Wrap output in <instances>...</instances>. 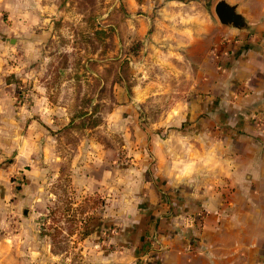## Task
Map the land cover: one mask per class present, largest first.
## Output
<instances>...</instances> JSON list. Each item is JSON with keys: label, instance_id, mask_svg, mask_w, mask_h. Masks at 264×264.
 <instances>
[{"label": "crops", "instance_id": "1", "mask_svg": "<svg viewBox=\"0 0 264 264\" xmlns=\"http://www.w3.org/2000/svg\"><path fill=\"white\" fill-rule=\"evenodd\" d=\"M218 1L111 0L104 13L130 73L129 89L113 82V106L68 163L74 188L108 203L93 231L111 232L90 264H264V0H223L247 29L222 24ZM5 62L0 213L23 223L32 201L23 190L49 161L40 121L49 125L54 107L36 76L32 105L16 106L26 78L19 61Z\"/></svg>", "mask_w": 264, "mask_h": 264}, {"label": "rangeland", "instance_id": "2", "mask_svg": "<svg viewBox=\"0 0 264 264\" xmlns=\"http://www.w3.org/2000/svg\"><path fill=\"white\" fill-rule=\"evenodd\" d=\"M111 3L0 0V62L19 61L26 78L16 86L13 102L32 105L30 92L36 89L29 80L36 76L44 102L54 107L48 112L49 125L38 119L47 136L43 141L48 143L49 161L43 163L45 175L23 190L32 200L19 214L27 220H10L1 210L0 264H90L88 255L111 232L109 227L101 234L93 231L95 221L109 218L104 215L108 203L103 194L75 189L68 165L79 140L89 137L113 106V82L129 89V65L117 56L125 50L119 47L114 57L115 43L106 26L104 13ZM10 38L20 42L15 53L13 47L7 49L15 44ZM131 40V46L140 42ZM28 120L23 119L22 135ZM3 160L0 168L8 161ZM11 177L15 190L25 184L20 176Z\"/></svg>", "mask_w": 264, "mask_h": 264}, {"label": "water", "instance_id": "3", "mask_svg": "<svg viewBox=\"0 0 264 264\" xmlns=\"http://www.w3.org/2000/svg\"><path fill=\"white\" fill-rule=\"evenodd\" d=\"M214 12L222 24L230 25L236 29L248 28L245 18L236 11L235 6L228 5L223 0L217 2Z\"/></svg>", "mask_w": 264, "mask_h": 264}]
</instances>
